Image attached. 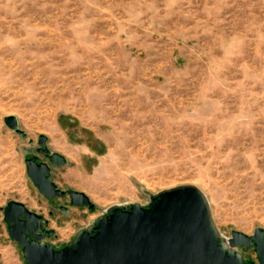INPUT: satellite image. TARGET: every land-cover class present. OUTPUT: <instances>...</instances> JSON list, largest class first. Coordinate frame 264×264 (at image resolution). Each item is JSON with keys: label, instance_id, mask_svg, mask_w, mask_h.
<instances>
[{"label": "rangeland", "instance_id": "1", "mask_svg": "<svg viewBox=\"0 0 264 264\" xmlns=\"http://www.w3.org/2000/svg\"><path fill=\"white\" fill-rule=\"evenodd\" d=\"M41 134L68 159L53 180L94 210L56 208L34 184ZM181 184L204 192L223 236L264 228V0H0V264H26L10 200L60 247L110 206Z\"/></svg>", "mask_w": 264, "mask_h": 264}, {"label": "water", "instance_id": "2", "mask_svg": "<svg viewBox=\"0 0 264 264\" xmlns=\"http://www.w3.org/2000/svg\"><path fill=\"white\" fill-rule=\"evenodd\" d=\"M5 123L19 133L16 115H7ZM48 136L41 134L37 155L26 158L27 171L39 191L53 199L69 195L71 204H96L84 191L63 189L52 178V165H62L67 157L51 150ZM59 208L68 211V206ZM4 219L11 238L22 245L26 264H249L240 245L254 246L264 264V228L256 227L248 234L234 229L225 237L217 227L211 205L195 184H181L151 196L148 205L129 203L110 206L95 221L78 230L73 239L57 247L46 240L55 232L47 228L45 216L23 202L10 200Z\"/></svg>", "mask_w": 264, "mask_h": 264}, {"label": "flooded vegetation", "instance_id": "3", "mask_svg": "<svg viewBox=\"0 0 264 264\" xmlns=\"http://www.w3.org/2000/svg\"><path fill=\"white\" fill-rule=\"evenodd\" d=\"M69 195L67 194V195H62V196H57V197H54L53 199H49L53 204H55V206H56V208H59V206L60 205H63V206H68L69 208H70V205H72L71 204V198H70V205H68V204H61V203H59V202H57V198L58 197H68ZM70 197V196H69ZM55 202V203H54ZM89 207V206H88ZM60 209V208H59ZM51 215H54V211H51ZM250 247H253L254 249H255V247L254 246H248V247H245L244 245H240V246H237L235 249L237 250V251H240L242 254H243V252L240 250V248H242L243 250H248ZM256 250V249H255ZM243 257H244V259L246 260V261H248L249 262V264H260V259H259V261L258 262H256V261H254V260H251V259H248V258H246L244 255H243ZM258 258H259V256H258Z\"/></svg>", "mask_w": 264, "mask_h": 264}]
</instances>
